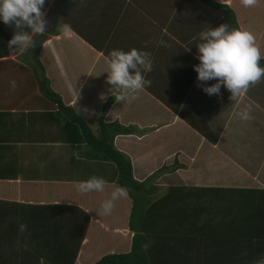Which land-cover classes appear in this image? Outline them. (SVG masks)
<instances>
[{
	"label": "crops",
	"instance_id": "crops-1",
	"mask_svg": "<svg viewBox=\"0 0 264 264\" xmlns=\"http://www.w3.org/2000/svg\"><path fill=\"white\" fill-rule=\"evenodd\" d=\"M214 1L233 9L241 5ZM85 11L79 6L73 12H79L89 40L73 30L49 36L39 61L51 90L92 130L100 122L134 127L133 134L116 136L114 145L130 158L135 180L167 167L152 184L160 196L168 187L264 190V109L250 95L253 87L235 101L223 86L219 96L197 87L199 33L220 26V12L200 0H96V24L90 27ZM241 12L250 15L252 8L243 3ZM131 48L150 53L153 67L145 76L151 84L117 102L106 82L107 56ZM0 50L5 51L0 53V220L62 221L79 209L89 217L80 251L96 233L97 246L120 252L129 234L128 196L114 201L110 214H101L102 202L117 187L115 166L39 91L21 54ZM246 105L253 117L247 121L236 115ZM199 116L206 134L187 120ZM93 175L108 181L104 191L79 192L75 182Z\"/></svg>",
	"mask_w": 264,
	"mask_h": 264
},
{
	"label": "trees",
	"instance_id": "trees-1",
	"mask_svg": "<svg viewBox=\"0 0 264 264\" xmlns=\"http://www.w3.org/2000/svg\"><path fill=\"white\" fill-rule=\"evenodd\" d=\"M78 1L55 0L52 10L45 13L48 23L66 5L56 29L51 34L31 33L33 44L20 54L36 75L39 91L56 103L65 117L78 127L84 142L93 151L115 166L117 187L128 189L127 246L96 261L86 259L82 262L81 258L85 259L92 251V246H96L98 241L94 239L98 238L96 233L90 234L92 246L80 251L89 217L76 209V216L62 221H20L28 225L24 236L18 232V222L0 220V264H253L264 254V190L168 187L164 195H157V187L152 184L160 174L170 169L163 167L139 182L133 177L130 158L115 148V137L133 134L134 127L118 122H100L97 129L92 130L51 90L39 54L49 36L62 33L65 23L70 24L79 36L89 40L80 15L72 12L73 6H80ZM200 1L221 12V24L250 31L255 36L261 50L260 64L264 66V0H256L250 6V15L241 12L243 0H234L241 2L237 9L214 0ZM47 4L48 0H45L43 12ZM0 31L12 38L14 32L30 29H17L14 25L0 22ZM2 43L8 46L1 39L0 46ZM12 50L20 52L16 46ZM4 52L0 50V53ZM187 120L198 132L208 133L201 117ZM25 238L27 248L22 246ZM18 240L20 245L14 244Z\"/></svg>",
	"mask_w": 264,
	"mask_h": 264
},
{
	"label": "clouds",
	"instance_id": "clouds-1",
	"mask_svg": "<svg viewBox=\"0 0 264 264\" xmlns=\"http://www.w3.org/2000/svg\"><path fill=\"white\" fill-rule=\"evenodd\" d=\"M256 0H243L245 6L254 5ZM45 0H0V22L14 25L17 29L27 28L30 31H16L8 41L9 49L16 46V50H26L33 44L31 33H45L48 20L42 11ZM70 24L62 25V33L72 32ZM200 42L197 44L196 59L198 64L193 65L197 73V87L209 96L221 93V87L230 93V99L235 101L242 93L246 92L249 85L264 78V66H261V50L256 44L255 36L247 30L230 28L221 24L218 27H208L199 33ZM160 44L167 46L165 41ZM108 71L106 82L111 85V94L117 102L129 98V93L151 84L145 74L152 71L151 55L148 51L131 48L113 49L107 56ZM215 83L208 84L209 81ZM15 88V82H12ZM251 105H246L236 113L241 120H251ZM76 188L81 193L103 192L108 181L93 175L86 180L77 181ZM128 189L118 186L105 199L101 205V214L108 215L112 212L114 201L126 197ZM28 230V225L18 221V232L21 236ZM20 245V241H17ZM28 247L26 238L22 245ZM253 264H264V254L257 257Z\"/></svg>",
	"mask_w": 264,
	"mask_h": 264
},
{
	"label": "rangeland",
	"instance_id": "rangeland-1",
	"mask_svg": "<svg viewBox=\"0 0 264 264\" xmlns=\"http://www.w3.org/2000/svg\"><path fill=\"white\" fill-rule=\"evenodd\" d=\"M54 1L55 0H48V4H47V7H46V9L44 10V13H47V12H49V11H51L52 10V8H53V6H54ZM57 1V0H56ZM95 2H96V0H87V4L86 5H83L82 4V2H81V0H79L78 1V3H79V5L82 7H86V11H85V14H83L82 16L84 17L85 16V18H86V20H87V25L88 26H92V25H94V22L93 21H95V24H96V17H97V15H96V13H95ZM80 7V8H81ZM75 9H76V7L75 6H73V8H72V10L73 11H75ZM215 10V9H214ZM72 11V12H73ZM217 11V10H216ZM220 12V11H219ZM221 13V12H220ZM75 14H79V12H77V13H75ZM74 14V15H75ZM64 21H65V19H63ZM66 21H68V19L66 20ZM111 26V25H110ZM34 34V33H33ZM0 41H1V39H0ZM3 46H5L6 48H8V46H6L5 44H3L2 43V45H1V47H3ZM55 46V45H54ZM60 51H61V49H60ZM22 52V50H20V52H19V54ZM19 59H23V56H20L19 57ZM32 72H33V70H32ZM38 72V71H37ZM34 73V72H33ZM38 76H39V73L37 74ZM34 77H36V75L34 74ZM37 80V79H36ZM37 86H38V88H39V90H40V85H39V83L37 82ZM252 87H253V89H252V91H251V93L252 94H250L251 96H254L256 99H257V101H258V103L260 104V107L262 108V109H264V91H260V90H262L263 88H264V78H262L261 80H259L258 82H255V83H253V84H250ZM263 123H264V121H262ZM260 130L264 133V128L263 127H261L260 128ZM125 228H126V230H127V223H125ZM93 238H96V237H93ZM94 240H98L99 241V237H98V239H94ZM14 244H16L17 245V242H15ZM99 244H101V242H99ZM102 245V244H101ZM90 246H92V243H91V245H89L87 248H89ZM105 254H109V252H107L106 251V248L104 247V246H92V251L86 256V258L84 259V258H81V261L83 262L84 260H86V259H90V261H92L93 262V260L94 261H96V260H98L99 259V257H101V256H103V255H105Z\"/></svg>",
	"mask_w": 264,
	"mask_h": 264
},
{
	"label": "water",
	"instance_id": "water-1",
	"mask_svg": "<svg viewBox=\"0 0 264 264\" xmlns=\"http://www.w3.org/2000/svg\"><path fill=\"white\" fill-rule=\"evenodd\" d=\"M65 7L66 5L62 9H60L59 12L56 15H54V17L49 21L45 34H51L56 29L57 22L60 19L61 15L63 14ZM0 37L2 40H4L7 43L11 39V37L9 35H6L3 31H0Z\"/></svg>",
	"mask_w": 264,
	"mask_h": 264
}]
</instances>
